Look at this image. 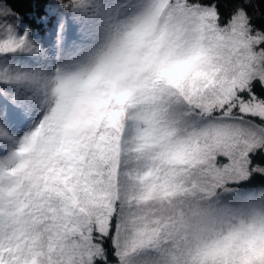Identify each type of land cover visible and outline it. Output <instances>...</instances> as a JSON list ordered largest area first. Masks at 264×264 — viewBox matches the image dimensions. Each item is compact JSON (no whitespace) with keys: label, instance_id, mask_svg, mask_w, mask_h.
<instances>
[{"label":"snow or ice","instance_id":"snow-or-ice-1","mask_svg":"<svg viewBox=\"0 0 264 264\" xmlns=\"http://www.w3.org/2000/svg\"><path fill=\"white\" fill-rule=\"evenodd\" d=\"M0 264H264V0H0Z\"/></svg>","mask_w":264,"mask_h":264},{"label":"trees","instance_id":"trees-1","mask_svg":"<svg viewBox=\"0 0 264 264\" xmlns=\"http://www.w3.org/2000/svg\"><path fill=\"white\" fill-rule=\"evenodd\" d=\"M17 8L22 14H26L28 12V8L24 4L17 5Z\"/></svg>","mask_w":264,"mask_h":264}]
</instances>
